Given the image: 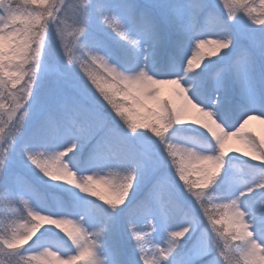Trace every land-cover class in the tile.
Listing matches in <instances>:
<instances>
[{
    "label": "snow or ice",
    "instance_id": "6c2138e0",
    "mask_svg": "<svg viewBox=\"0 0 264 264\" xmlns=\"http://www.w3.org/2000/svg\"><path fill=\"white\" fill-rule=\"evenodd\" d=\"M253 120L264 0H0V264H264Z\"/></svg>",
    "mask_w": 264,
    "mask_h": 264
},
{
    "label": "rangeland",
    "instance_id": "374dc122",
    "mask_svg": "<svg viewBox=\"0 0 264 264\" xmlns=\"http://www.w3.org/2000/svg\"><path fill=\"white\" fill-rule=\"evenodd\" d=\"M257 6H258V0H257ZM247 128L255 132L257 135L264 136V125H262L259 121H256V120L250 121ZM228 147L230 149H239L240 153H243L244 151L247 150L246 147L242 143H240L239 141L235 139L229 141ZM241 158L250 159L249 157H243V156H241ZM250 162L258 163V161H250Z\"/></svg>",
    "mask_w": 264,
    "mask_h": 264
},
{
    "label": "trees",
    "instance_id": "16d2710c",
    "mask_svg": "<svg viewBox=\"0 0 264 264\" xmlns=\"http://www.w3.org/2000/svg\"><path fill=\"white\" fill-rule=\"evenodd\" d=\"M258 136H261V135H258Z\"/></svg>",
    "mask_w": 264,
    "mask_h": 264
}]
</instances>
